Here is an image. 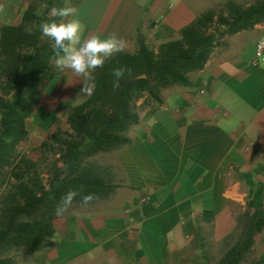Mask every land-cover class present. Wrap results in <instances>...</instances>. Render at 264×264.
<instances>
[{
    "label": "crops",
    "instance_id": "obj_1",
    "mask_svg": "<svg viewBox=\"0 0 264 264\" xmlns=\"http://www.w3.org/2000/svg\"><path fill=\"white\" fill-rule=\"evenodd\" d=\"M226 1L76 0L74 7L84 25L83 39L115 35L134 52L140 30L157 48L203 11ZM231 1L249 7L259 0ZM0 4L5 5L0 25L18 24L27 0ZM262 39L264 20L226 35L206 67L190 75L189 85L172 90L182 106L164 104L145 113L131 131V146L106 161L120 167L118 189H127L133 209L101 203L59 219V241L33 264H97L98 257L107 264H200L198 234L207 248L218 242L225 250L224 241L247 209L251 184L264 183V62H255ZM59 72L29 123L28 153L66 127L74 100L88 98L77 96L82 78L71 70ZM143 197L148 201L142 203Z\"/></svg>",
    "mask_w": 264,
    "mask_h": 264
},
{
    "label": "trees",
    "instance_id": "obj_2",
    "mask_svg": "<svg viewBox=\"0 0 264 264\" xmlns=\"http://www.w3.org/2000/svg\"><path fill=\"white\" fill-rule=\"evenodd\" d=\"M75 2L27 0L18 24L0 25V264H33L54 248L59 219L93 211L109 199L123 183L121 171L100 163L99 155L128 149L143 115L163 106L168 92L188 86L190 75L206 67L226 35L264 20V0L249 7L228 0L203 11L157 48L140 30L134 52L125 50L95 72L94 94L68 109L66 127L43 139L39 151L27 153L29 123L45 87L60 73L40 24L59 22L51 9ZM122 66L132 73L113 91L111 70ZM70 188L95 193L97 199L81 208L77 197L74 214L58 217L54 207ZM251 189L247 209L217 262L198 234L200 264H264V250L254 255L264 235V183Z\"/></svg>",
    "mask_w": 264,
    "mask_h": 264
},
{
    "label": "clouds",
    "instance_id": "obj_3",
    "mask_svg": "<svg viewBox=\"0 0 264 264\" xmlns=\"http://www.w3.org/2000/svg\"><path fill=\"white\" fill-rule=\"evenodd\" d=\"M5 12V5L0 4V13ZM53 17H59L57 22H43L40 30L44 37L51 42L52 56L50 60L54 62L56 68L60 70H71L76 76L82 78V87L77 96H92L95 91V72L103 69L105 63L113 59L118 54L125 51L126 42L115 35L105 38L91 36L83 39L84 25L77 15V9L70 5L53 7L51 9ZM132 69L128 67H115L111 70L112 89L119 90L121 80L126 75L130 76ZM79 197L81 208L89 206L97 199L95 193H84L79 188H70L59 199L54 207V214L62 217L73 210L74 201Z\"/></svg>",
    "mask_w": 264,
    "mask_h": 264
},
{
    "label": "rangeland",
    "instance_id": "obj_4",
    "mask_svg": "<svg viewBox=\"0 0 264 264\" xmlns=\"http://www.w3.org/2000/svg\"><path fill=\"white\" fill-rule=\"evenodd\" d=\"M76 100H78V99H76ZM83 101H84V99L82 101H79V102L74 100L73 105L77 106L78 104L82 103ZM182 103H183V100L180 97L178 92H174V91L168 92V94L166 96L165 104L170 109L180 108L182 106ZM110 156H112V153L101 154V155H99L98 160L100 161V163H104V162L108 161ZM102 205H103V207H106V208H122L125 205L127 206L128 209L134 208V204L132 203V201H130V199L128 197V191H127V189H124V188L118 189L109 199L102 202ZM219 232L221 234L224 233V231H219ZM214 236H215L214 239L216 240L217 236L216 235H214ZM258 240H261V241L259 242L258 246L256 247L254 255H260L264 250V244H263L264 235L259 236ZM57 241H59V240H58V238L55 237V244ZM217 243L218 242H216L214 244L211 242V244L208 246L211 257L214 259V262H217V260L222 256L223 251H224V245L222 246V245H219ZM95 263L107 264V260L98 257V260H96Z\"/></svg>",
    "mask_w": 264,
    "mask_h": 264
},
{
    "label": "built area",
    "instance_id": "obj_5",
    "mask_svg": "<svg viewBox=\"0 0 264 264\" xmlns=\"http://www.w3.org/2000/svg\"><path fill=\"white\" fill-rule=\"evenodd\" d=\"M262 61L264 62V39L260 40L255 47V62H259ZM201 95H205L206 94V89L202 88L200 91ZM28 153V152H27ZM148 201V197H143L141 199L142 203H145ZM128 212H130V210H128Z\"/></svg>",
    "mask_w": 264,
    "mask_h": 264
}]
</instances>
